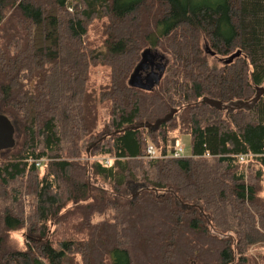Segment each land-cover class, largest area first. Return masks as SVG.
<instances>
[{
	"label": "trees",
	"instance_id": "trees-1",
	"mask_svg": "<svg viewBox=\"0 0 264 264\" xmlns=\"http://www.w3.org/2000/svg\"><path fill=\"white\" fill-rule=\"evenodd\" d=\"M259 87L264 0H0V264H264Z\"/></svg>",
	"mask_w": 264,
	"mask_h": 264
},
{
	"label": "water",
	"instance_id": "water-1",
	"mask_svg": "<svg viewBox=\"0 0 264 264\" xmlns=\"http://www.w3.org/2000/svg\"><path fill=\"white\" fill-rule=\"evenodd\" d=\"M212 54V53H211ZM239 53H237L238 55ZM145 85L147 89L151 90L154 87H157L161 78V73L157 70H150L145 75ZM264 94V87H259L256 89L255 97L249 101H236L231 103L230 105H223L220 101L204 98L202 102L208 105L211 108L217 110H226L227 112H232L233 110H249L253 107L255 102L259 99V97ZM177 112L176 109H172L170 113L165 115L162 119L156 120L153 124H144L143 127L148 129L156 130L159 128L161 124L169 122L174 114ZM16 145V136H15V128L13 123L10 121L8 117L3 114H0V151L13 149ZM136 195H132V198L135 199Z\"/></svg>",
	"mask_w": 264,
	"mask_h": 264
},
{
	"label": "rangeland",
	"instance_id": "rangeland-1",
	"mask_svg": "<svg viewBox=\"0 0 264 264\" xmlns=\"http://www.w3.org/2000/svg\"><path fill=\"white\" fill-rule=\"evenodd\" d=\"M85 42L88 43V44L92 43L94 45H100V46L103 45V28H102V25H100V23H95V24H93L91 26V28L89 29V31L87 33ZM165 59L169 60L168 56H165ZM226 60H227L226 57L221 58L220 56H217V57L213 58L212 63L214 65V67H216L218 69L221 66L225 65ZM109 73H110V71L106 67H95V68H92L90 70L89 77H88L91 86H94L95 88L98 89L100 87V85L103 84L105 82V80L108 78ZM98 108H100V110H102L100 112H101V114H103V118H105L106 117V115H105L106 108L103 107L100 104L98 105ZM176 141L174 142L173 148H175L176 144H177L178 146H181V147L184 148L183 156L190 154V149H191L190 148V143H191V141H190L189 137H186V136L185 137H180V139H178ZM132 193H133L132 195H136L137 194L135 190H133ZM263 194H264V181H263ZM53 228H54V226L51 225L50 229L53 230ZM55 229H56V227H55ZM62 230L63 229L60 228V226L57 227V232L62 233L61 232ZM11 237H12V242L14 244H16L17 247H19L20 249H24V246H25L24 237H23V234L21 232L14 233V234H12ZM60 237L62 239H64V236L60 235ZM65 259L68 262L71 261V260H69L70 258H68L67 256L65 257Z\"/></svg>",
	"mask_w": 264,
	"mask_h": 264
},
{
	"label": "built area",
	"instance_id": "built-area-1",
	"mask_svg": "<svg viewBox=\"0 0 264 264\" xmlns=\"http://www.w3.org/2000/svg\"><path fill=\"white\" fill-rule=\"evenodd\" d=\"M176 142H177V141H176ZM147 152H148V154L150 155V157H152L153 151H152V148H151V147H149V148L147 149ZM183 152H184V148L181 147V146H178V145L176 144V147L174 148V150H173V152H172V156H173L174 158L182 157V156H183ZM243 159H244V157L241 156V157H240V161H243ZM107 163H108V161H106V164H107Z\"/></svg>",
	"mask_w": 264,
	"mask_h": 264
},
{
	"label": "bare ground",
	"instance_id": "bare-ground-1",
	"mask_svg": "<svg viewBox=\"0 0 264 264\" xmlns=\"http://www.w3.org/2000/svg\"><path fill=\"white\" fill-rule=\"evenodd\" d=\"M150 156V155H149ZM173 157V156H172Z\"/></svg>",
	"mask_w": 264,
	"mask_h": 264
}]
</instances>
